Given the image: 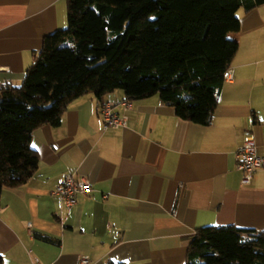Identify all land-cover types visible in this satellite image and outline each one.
<instances>
[{"label":"crops","instance_id":"crops-1","mask_svg":"<svg viewBox=\"0 0 264 264\" xmlns=\"http://www.w3.org/2000/svg\"><path fill=\"white\" fill-rule=\"evenodd\" d=\"M228 37L238 50L209 125L179 117L157 96L133 100L129 124L105 129L103 101L116 90L75 99L59 125L35 129L39 167L3 190L4 264H186L197 229L264 228V167L242 182L237 154L247 137L264 155V4L240 10ZM68 25L66 0H0V85H20L46 35ZM93 189L73 206L53 194L67 175ZM108 194L107 198H103Z\"/></svg>","mask_w":264,"mask_h":264},{"label":"trees","instance_id":"trees-1","mask_svg":"<svg viewBox=\"0 0 264 264\" xmlns=\"http://www.w3.org/2000/svg\"><path fill=\"white\" fill-rule=\"evenodd\" d=\"M68 25L46 35L20 85H0V202L26 183L40 156L32 135L59 125L71 102L122 90L157 96L185 120L209 125L238 42L240 10L264 0H66ZM0 264H4L0 255ZM186 264H264V228L197 229Z\"/></svg>","mask_w":264,"mask_h":264},{"label":"built area","instance_id":"built-area-1","mask_svg":"<svg viewBox=\"0 0 264 264\" xmlns=\"http://www.w3.org/2000/svg\"><path fill=\"white\" fill-rule=\"evenodd\" d=\"M231 75L227 72L225 79H230ZM121 104L124 109L132 108L133 99L125 97L120 101L107 100L100 105V114L104 120V128L119 129L127 127L129 124V116L127 113L120 114L116 108ZM239 157V168L241 169L242 182L251 183L255 173L264 167V155L257 151V144L252 137H247L237 151ZM93 189V185L87 176L76 177L73 174L66 176L65 180L59 183L53 190V194L57 195L62 204L73 206L79 195H88ZM108 194H104L103 198H107ZM42 264V263H37ZM80 264H91L90 258L85 255L81 258Z\"/></svg>","mask_w":264,"mask_h":264}]
</instances>
